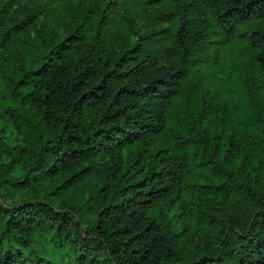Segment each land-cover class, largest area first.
Listing matches in <instances>:
<instances>
[{
	"label": "trees",
	"instance_id": "16d2710c",
	"mask_svg": "<svg viewBox=\"0 0 264 264\" xmlns=\"http://www.w3.org/2000/svg\"><path fill=\"white\" fill-rule=\"evenodd\" d=\"M11 1L0 0V264H44L23 252L36 233L71 243L77 264H264V126L246 99L264 107V0H173L166 50L131 19L106 44L118 0H28L19 21ZM236 41L252 51L239 100L253 123L226 133L193 67ZM188 85L204 143L181 116ZM214 191L258 197V210L216 230ZM188 197L199 209L185 215Z\"/></svg>",
	"mask_w": 264,
	"mask_h": 264
},
{
	"label": "rangeland",
	"instance_id": "374dc122",
	"mask_svg": "<svg viewBox=\"0 0 264 264\" xmlns=\"http://www.w3.org/2000/svg\"><path fill=\"white\" fill-rule=\"evenodd\" d=\"M116 3L118 4V11L112 18L106 44H116L125 38L128 30L127 21L131 19L133 27L137 28L141 34L150 31L162 32L158 39L164 50L173 47L170 36L173 35L178 24L174 14L173 0H118ZM10 4L12 6L10 12H15L13 13L16 21L23 19L22 12L27 6L28 0H12ZM49 11L52 14L54 10L52 8ZM42 22L41 18L34 20L18 36L19 41H30L35 38L36 33L41 31ZM130 40L133 42L136 37L131 36ZM247 47L245 42L236 41L220 45L218 48H211L202 66L193 67L195 81L198 84L196 96H205L212 102L211 118L218 120L221 123L220 128H223L226 133L237 132V130L253 123L251 116L244 113L243 107L244 105L247 107V105L239 100L247 89L243 80L244 64L248 57L247 54L251 51L250 49L247 50ZM188 79L189 82H192L191 76ZM256 79L257 84L264 88V76L259 74ZM191 86L188 85L186 96L178 104L183 120L191 129L190 134L198 141L203 142L204 132L199 127L197 108L190 98ZM255 88L254 85L253 90ZM231 91L236 92L237 96L231 97ZM246 99L251 101L255 108L254 121L263 127L264 107L261 108V101L259 103L258 97L253 94ZM206 164L213 167V170L215 169L214 164H211L208 159H206ZM234 174L239 177L241 182H246L241 168H236ZM195 202L192 197L187 198V202L183 204L185 215L190 210L199 209ZM258 207V197L255 199L234 198L225 196L222 192L214 191L210 194L205 211L211 214V220L216 230H220L234 218L241 216L252 218ZM34 250L43 257L44 264H77V252L72 244L59 241L53 233L45 235L36 233L31 245L24 247L23 252L27 256H32Z\"/></svg>",
	"mask_w": 264,
	"mask_h": 264
}]
</instances>
